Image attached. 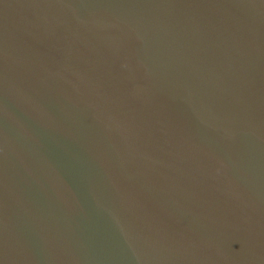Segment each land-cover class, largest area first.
<instances>
[{
	"label": "water",
	"instance_id": "1",
	"mask_svg": "<svg viewBox=\"0 0 264 264\" xmlns=\"http://www.w3.org/2000/svg\"><path fill=\"white\" fill-rule=\"evenodd\" d=\"M0 264H264V0H0Z\"/></svg>",
	"mask_w": 264,
	"mask_h": 264
}]
</instances>
